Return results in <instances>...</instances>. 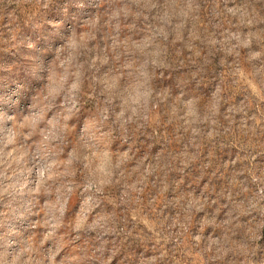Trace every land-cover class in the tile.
Returning <instances> with one entry per match:
<instances>
[{
  "label": "rangeland",
  "instance_id": "obj_1",
  "mask_svg": "<svg viewBox=\"0 0 264 264\" xmlns=\"http://www.w3.org/2000/svg\"><path fill=\"white\" fill-rule=\"evenodd\" d=\"M0 264H264V0H0Z\"/></svg>",
  "mask_w": 264,
  "mask_h": 264
},
{
  "label": "clouds",
  "instance_id": "obj_2",
  "mask_svg": "<svg viewBox=\"0 0 264 264\" xmlns=\"http://www.w3.org/2000/svg\"><path fill=\"white\" fill-rule=\"evenodd\" d=\"M67 38H68V36L64 40L66 41ZM56 51H58V48L55 49V52ZM51 65H52V61L47 65L46 69H44V75L38 76V78L42 81V84H41L39 90H41L45 86V83H46V80H47V75H48V72L50 70ZM143 87L145 89V92H146L147 96H151L152 95L151 86L148 85L147 82H145V84L143 85ZM147 104H148V101H147V99H145L144 102H143V105H142V107L145 110L147 109Z\"/></svg>",
  "mask_w": 264,
  "mask_h": 264
}]
</instances>
